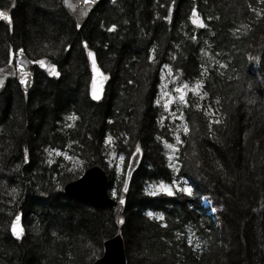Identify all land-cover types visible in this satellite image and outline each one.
Here are the masks:
<instances>
[{
  "label": "trees",
  "instance_id": "obj_1",
  "mask_svg": "<svg viewBox=\"0 0 264 264\" xmlns=\"http://www.w3.org/2000/svg\"><path fill=\"white\" fill-rule=\"evenodd\" d=\"M44 1L0 0L1 8L22 5L33 16L30 29L23 21L12 33L0 21L4 44L52 37L59 73L40 84L36 75L26 100L15 80L0 93V264H92L116 233L124 236L127 264H225L238 243L226 234L215 193L243 205V255L263 264L264 165L255 171L257 184L250 182L256 152L264 150V73L252 56L264 51V0H100L79 30L61 0L57 17L39 8ZM87 48L109 76L98 102L88 97ZM71 56L63 68L62 58ZM6 60L0 54V64ZM231 139L238 144L233 160ZM137 149L140 164L126 180ZM93 165L108 175L114 207L63 194L66 182ZM161 174L192 195L147 189ZM19 206L20 243L9 233Z\"/></svg>",
  "mask_w": 264,
  "mask_h": 264
},
{
  "label": "water",
  "instance_id": "obj_2",
  "mask_svg": "<svg viewBox=\"0 0 264 264\" xmlns=\"http://www.w3.org/2000/svg\"><path fill=\"white\" fill-rule=\"evenodd\" d=\"M99 2L100 0H93V2L91 3H84V0H61L63 9L71 17L74 18L76 25H79V27H77V30L81 28L82 24L85 22V20L88 18L90 13L94 10V8L98 5ZM0 12H4L8 16H10L11 23H9L7 20L4 21L9 23L11 31L13 26L12 15H10L7 11L2 8H0ZM83 43L84 45L86 44L85 41H83ZM20 50H23L22 55L20 54ZM88 52L93 53L92 59L89 58ZM93 59L98 69L97 72H94L92 68ZM9 60H11V63H9ZM9 60L4 64H0V93L4 90L7 80L11 79L16 75V80L20 88L22 89L24 94L27 95V91L32 84L33 78L29 67L31 65L37 64L35 63V61L38 60H33L29 58L23 46L18 47L15 51L11 46ZM87 61L91 75L89 97L92 101H99L103 97L108 78L102 70L94 50L89 49L87 51ZM24 72L28 73L26 77L23 75ZM21 78L27 80V85L20 84ZM94 91L100 97L98 100L93 99ZM139 157L140 151H136L132 155L127 169L128 176L134 169L137 168ZM62 192L64 195L73 200L84 201L95 207H114L117 204L116 200L112 198L108 193V176L106 172L98 165H93L91 167L86 168L77 179L66 182L63 185ZM17 215L20 216V220L18 223L20 225V228L22 229V235L19 238L14 236L11 231V223ZM24 231L25 228L22 222L21 206H19L17 213L10 222L9 233L14 240L20 243L24 235ZM102 248L103 251L101 255L98 256L92 262V264H127L125 240L122 233H116L115 235L105 239L102 243Z\"/></svg>",
  "mask_w": 264,
  "mask_h": 264
},
{
  "label": "rangeland",
  "instance_id": "obj_3",
  "mask_svg": "<svg viewBox=\"0 0 264 264\" xmlns=\"http://www.w3.org/2000/svg\"><path fill=\"white\" fill-rule=\"evenodd\" d=\"M39 8L41 10H44V12L48 13L49 16L57 17L56 15L59 12L58 0L44 1V3L39 6ZM7 11L12 14L13 25L15 24L16 28H18V26H20V23H22L24 21L26 27L28 29H30V24H29V22L26 23V20L28 18L33 19V16L26 15L25 10H24L22 5H19V7H18V5L13 6V8L11 10H7ZM34 31L37 35L38 31L35 29H34ZM15 35H16L15 38L18 40L17 33ZM47 36L48 35L37 36V38L33 39V41H28V42L25 41L26 42L25 46L23 45L26 53L28 50H30V51H32V53H35L38 56V58H36L37 60L40 59L41 61H44V67H42L40 65V68L35 69V73L37 74V76H38L37 78L39 79V81H38L39 84H40V82H42V76L45 77L47 74H49V71H50L52 65H55L56 71L58 70L57 62L55 61L58 58V56H57L58 55L57 41L55 39H53L52 37H51L52 38L51 39L49 36L48 37ZM4 40H6V32H4L0 28V54L5 56V55H7L8 47L6 46L7 45L6 42L4 44ZM26 46H27V48H26ZM263 53H264V51L262 53H254L253 55L250 54L248 57V61H252V58H251V55H252L253 58L255 59L256 64L259 66V68H261V71L264 73V54ZM28 55H32V54H28ZM68 60H73L72 56L62 58L61 66L63 68L68 66V63H67ZM3 63H4V61L1 64H3ZM14 110H15V108H14ZM74 117L76 118L77 115H74ZM231 144L234 146H233V152L229 151L230 159H232V160L237 159L235 153H236V149H237L236 146L238 144L236 143L235 140L232 141V139H231ZM167 145L171 150H173L175 148L173 145H171V143H167ZM169 145H171V147ZM259 152L260 153H258V150H257V152H256L257 159H255L256 162H254V166L252 167L254 169L253 170L254 173H253L252 182H250V185L253 187H254L255 183L257 184L258 178H259L258 172H255V171H256V169H258V167L263 168V165H264V150L259 151ZM121 157H116L115 168H116V172H118V173H121L123 170L124 158L122 160ZM192 158H194L193 161H195L196 155L192 154ZM174 160H175L174 155L172 153H169L168 154L169 167L174 164ZM28 162H29V157H28ZM236 164H234V165H236ZM27 165H28V163H27ZM117 165H119V168H117ZM195 167H197V166H195ZM232 170H233V168H232ZM193 171H195V170H193ZM198 173H199V171H198ZM161 175L164 179H162L158 182H151V183L149 182V184L146 186L147 189H149L151 192L154 191L157 193H159L161 191L166 192L161 187L162 184L164 186L170 187L171 191H172L173 186L176 188H178V187L180 188L179 181L175 180L176 184H173V181H171V179L168 178L167 174H164V175L161 174ZM238 180H240V179H238ZM214 196L218 199L217 203L222 204L221 205L222 206V212L224 213V217H225L224 221L226 222V228H227L226 234H228L229 236L231 235L233 237L237 236L236 239H237V243H238V249H237V251L230 250V249L227 250V252H226L227 256L225 258V264H250V259H251L250 254L247 253V255H243V252L241 249V238L239 236L240 227H242L241 224H243L242 223V218L244 216L243 215L244 208H242L243 205L240 202H237V201L235 202V200H232V198H226V199L220 198L221 196L219 194H216V193ZM202 203L204 205L206 204L208 206H210V204H212V203H210V201L208 199L202 200ZM212 211L213 210L209 209L208 213L211 215L213 214V216H214L215 214ZM214 220L217 224L218 220H217L216 216L214 217ZM191 242H192V239H191ZM126 260H128L127 255H126ZM134 264H136V263H134Z\"/></svg>",
  "mask_w": 264,
  "mask_h": 264
},
{
  "label": "snow or ice",
  "instance_id": "obj_4",
  "mask_svg": "<svg viewBox=\"0 0 264 264\" xmlns=\"http://www.w3.org/2000/svg\"><path fill=\"white\" fill-rule=\"evenodd\" d=\"M91 2H93V0H84V3H91ZM113 2H115V0H113ZM195 16H196V11H195V9H193V17H195ZM0 19L7 20L9 23H11L10 16H8L7 14H5L4 12H0ZM193 23H198V21L194 19L193 20ZM199 26L200 27H203L204 25L202 23H199ZM77 27H79V25H77ZM114 28H115V26H113V28L112 29H109V30L110 31L111 30H114ZM85 47H87V45H85ZM20 54L21 55L23 54V50H20ZM88 56H89L90 59H92L93 53L92 52H88ZM9 63H11V60H9ZM35 63H39L42 67H44V61H35ZM92 68H93V71L94 72H97L98 71L94 59H93V62H92ZM23 75L26 77L28 75V73L27 72H24ZM49 75H57V76L59 75V73L56 71L55 65H52L51 66V69L49 71ZM94 83H95V81H94ZM20 84L21 85H27V80L24 79V78H21L20 79ZM197 87L198 88L199 87H202V85L198 84ZM176 91L179 92L180 89H177ZM99 98L100 97L94 91L93 92V99H97L98 100ZM180 99L183 100L184 99V96L181 95L180 96ZM70 119H75V117L74 116L73 117H70ZM213 123H220V121H218V120L217 121H213ZM184 132H185V134L188 133V127L187 126H185V128H184ZM110 140H111V137L108 138V140L106 141V143L110 142ZM177 141L180 142L179 141V137H177ZM169 146L171 147V145H169ZM137 151H139V149H137ZM57 154L60 155L61 153L58 152ZM65 158L66 159H71V157H67V156H65ZM121 159L123 160V157H121ZM117 168H119V165H117ZM173 184H176V181L175 180L173 181ZM161 187L163 188L164 191L167 192L168 195H172L173 194L170 187L164 186L163 184L161 185ZM178 190L186 193L189 196L192 195V191H193L191 187H184V188H179L178 187ZM13 192H15V189H13ZM113 195L115 196L116 193L113 192ZM120 203L121 204L124 203L123 198L120 199ZM147 215L149 217H151L153 215V213L149 212V213H147ZM19 220H20V216L17 215L16 218L11 223V231H12V234L14 236H16L17 238H19L22 235V229L20 228V225L18 223Z\"/></svg>",
  "mask_w": 264,
  "mask_h": 264
}]
</instances>
